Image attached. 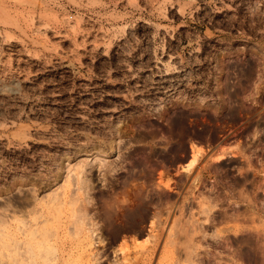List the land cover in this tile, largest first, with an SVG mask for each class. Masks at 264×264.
Returning <instances> with one entry per match:
<instances>
[{
	"label": "rangeland",
	"instance_id": "374dc122",
	"mask_svg": "<svg viewBox=\"0 0 264 264\" xmlns=\"http://www.w3.org/2000/svg\"><path fill=\"white\" fill-rule=\"evenodd\" d=\"M0 264H264V0H0Z\"/></svg>",
	"mask_w": 264,
	"mask_h": 264
},
{
	"label": "bare ground",
	"instance_id": "6f19581e",
	"mask_svg": "<svg viewBox=\"0 0 264 264\" xmlns=\"http://www.w3.org/2000/svg\"><path fill=\"white\" fill-rule=\"evenodd\" d=\"M248 74V73H247ZM182 148V147H181ZM178 151V150H177ZM173 152H175V151H173ZM173 152H171V154H173ZM191 153H193L194 154V151L193 152H191ZM195 154L197 155V154H202L201 153V151L200 150H197L196 152H195ZM153 155V154H152ZM147 156H148V154H147ZM151 156V155H150ZM163 156H165L164 154H163ZM176 156V155H175ZM194 156V158H195V155H193ZM145 158H146V156H144ZM171 157V156H170ZM143 158V157H142ZM145 158H143V159H145ZM149 158V157H148ZM165 158V157H164ZM164 158H162V159H164ZM169 158V157H168ZM152 161H153V157L151 156V158H150ZM171 159V158H170ZM169 159V160H170ZM196 159V158H195ZM147 160V159H146ZM145 160V161H146ZM151 160H149V161H151ZM172 160H173V157H172ZM141 161H144V160H141ZM144 161V162H145ZM160 161H162L161 159H160ZM138 163H139V161H137ZM141 163L140 164V168L141 169H146V163ZM168 162V161H167ZM149 163V162H148ZM165 163V162H164ZM195 162H194V160H193V158H192V160L189 162V164H187L185 167H184V169H185V171H190V169L189 168H192V164H194ZM137 165V164H136ZM139 165V164H138ZM148 165V164H147ZM198 166V165H197ZM136 167H138V166H136ZM148 168V167H147ZM197 168V167H196ZM195 169V168H194ZM147 170V169H146ZM192 170V169H191ZM191 172V171H190ZM196 172V171H195ZM188 173V172H187ZM198 173V172H197ZM197 173L195 174V175H197ZM200 173V172H199ZM148 175V174H147ZM199 175V174H198ZM131 178H133L132 180H134V181H136L134 178L136 177L135 175H134V172H132L131 173ZM247 176V175H246ZM196 177V176H195ZM197 178H198V176H197ZM200 179V178H199ZM199 179H197V180H199ZM201 180V179H200ZM129 181H130V178H129ZM196 181V179L193 181V182H195ZM128 182V181H127ZM192 182V183H193ZM130 183V182H129ZM127 184V183H126ZM131 184V183H130ZM165 185H167V184H165ZM140 191H141V188H140ZM139 192V191H138ZM141 193H143V192H141ZM135 194V193H134ZM137 194V193H136ZM138 195V194H137ZM144 195V194H143ZM143 195H141L140 194V196H143ZM139 196V195H138ZM152 196V195H151ZM151 196H150V194H149V196H144L143 198H141V202L139 203V208H137L136 209V212H139V213H142L141 211H144L145 209H144V204L145 203H147V202H151ZM115 198V197H114ZM114 198H112L113 200H114ZM127 197H125L124 199H126ZM129 198V197H128ZM128 198H127V200H128ZM152 198H154V197H152ZM188 200V199H187ZM111 201V200H110ZM154 201V200H153ZM116 202H118V200L116 199ZM124 203V200L122 201L121 200V202L120 203ZM156 202H158V201H156ZM153 203V202H152ZM125 204H127V203H125ZM154 204V203H153ZM119 205V204H118ZM132 205V204H131ZM107 206H108V204H107ZM110 206V205H109ZM137 206V205H136ZM111 207V206H110ZM110 207H108V208H110ZM114 210L113 211H111V214H112V216L110 217L109 215L110 214H108V218H113V220H116L117 219V211H118V209H119V206H115L114 208H113ZM131 209V208H130ZM130 209H128L129 211H130ZM134 209V208H133ZM110 210H111V208H110ZM127 210V211H128ZM147 211H148V208H147ZM133 212V211H132ZM136 212H134V213H136ZM109 213V212H108ZM130 213H131V211H130ZM134 213H131L132 214V218H133V214ZM144 213H145V211H144ZM146 214V213H145ZM124 215V214H123ZM128 214H125L123 217L125 218V216H127ZM142 215V214H141ZM128 218H129V215L127 216ZM137 217V216H136ZM135 217V218H136ZM121 218V217H120ZM126 219V218H125ZM131 219V215H130V218H129V220ZM219 232V231H218Z\"/></svg>",
	"mask_w": 264,
	"mask_h": 264
}]
</instances>
